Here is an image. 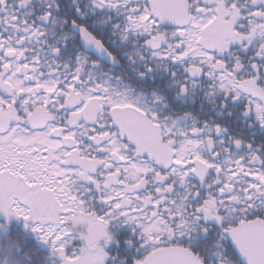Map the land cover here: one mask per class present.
Wrapping results in <instances>:
<instances>
[{"label": "snow or ice", "instance_id": "6c2138e0", "mask_svg": "<svg viewBox=\"0 0 264 264\" xmlns=\"http://www.w3.org/2000/svg\"><path fill=\"white\" fill-rule=\"evenodd\" d=\"M0 264H264V0H0Z\"/></svg>", "mask_w": 264, "mask_h": 264}]
</instances>
